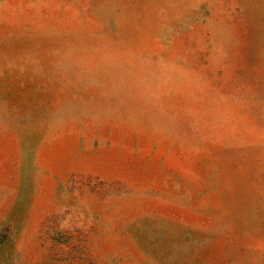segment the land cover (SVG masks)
I'll use <instances>...</instances> for the list:
<instances>
[{"label":"rangeland","instance_id":"rangeland-1","mask_svg":"<svg viewBox=\"0 0 264 264\" xmlns=\"http://www.w3.org/2000/svg\"><path fill=\"white\" fill-rule=\"evenodd\" d=\"M0 264H264V0H0Z\"/></svg>","mask_w":264,"mask_h":264}]
</instances>
